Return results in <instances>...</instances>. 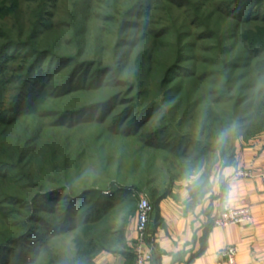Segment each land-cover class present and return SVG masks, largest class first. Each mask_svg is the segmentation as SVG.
Here are the masks:
<instances>
[{
  "label": "rangeland",
  "instance_id": "1",
  "mask_svg": "<svg viewBox=\"0 0 264 264\" xmlns=\"http://www.w3.org/2000/svg\"><path fill=\"white\" fill-rule=\"evenodd\" d=\"M138 1L57 0L49 10L50 14L43 21L46 26L39 28L32 47L71 55L78 61L96 59L100 61L99 66L113 65L114 71L105 74L101 86L92 89L89 85L98 81V66L85 72L81 70L72 84L75 87L64 88L62 85L75 62L62 67L35 108L6 128L9 141L4 147L8 152L0 157L13 160L23 169L24 177L15 182L0 179V205L12 210L9 216L0 214V242L20 231L17 224L21 223L22 215L28 214L26 209L31 207V199L43 191H54L67 184L75 191L96 188L108 194L132 187L145 193L146 177L161 187L169 184L174 176L177 180L193 172L209 171L218 154L227 157L231 153L239 124L236 119L247 117L250 95L263 91V83H256L252 70L264 63V51L254 63L243 67L244 64L238 62L242 50L238 36L249 30L257 32L259 28L264 38V23L238 25L226 19L220 8L227 0H187L180 5L171 0H146L140 15H128L132 24L120 34L119 19ZM40 6L35 1L3 0L0 29L16 38L20 27V40H26ZM139 10L135 8L134 13ZM231 33L236 36L230 38ZM203 34L205 36H201ZM118 39H122L121 48L117 47ZM181 47L186 49L182 67L187 72L172 75L170 85L164 89L161 81L164 68L174 62ZM18 52L19 49L10 51L11 54ZM23 52L20 50L19 54ZM136 59H140L138 63ZM233 63L238 67L230 68ZM141 67H144L142 72ZM192 72L199 76V81H189L188 73ZM13 75L8 72L6 77L9 80ZM119 79L130 86L115 85ZM17 83L10 84L16 86ZM254 83L255 87L250 88ZM115 94L120 97L103 107ZM237 98L239 104H236ZM153 101L158 103L147 109ZM85 109L88 110L84 116L60 122L62 115H74ZM129 109H133V113L150 110L140 116L147 125L137 137L112 136L109 131L112 117L118 119ZM238 109L240 112L236 115ZM211 113L213 118L205 125ZM134 119L135 116L128 118L122 131L128 129ZM203 128H207L210 137L200 133ZM151 132H156L154 141L160 143L159 147H144L142 137ZM221 133L226 137L219 146ZM24 142H27L28 152L18 161ZM177 149H184L186 155L175 158L173 153ZM105 175L117 180L109 191L102 188L108 181ZM127 197L133 198L130 194ZM100 199L94 195L81 199L70 223L76 226L52 236L48 229L63 220L67 200L63 195L52 197L50 202L44 200L42 205L54 209L41 210L37 234L9 246L0 254V263L46 264L51 255L58 263H65V258L72 260L79 247L76 237L80 238L82 232L87 231L83 230L87 211ZM128 200L121 202L123 215ZM112 201L116 207L119 205L117 198L113 197ZM119 212L117 210V217Z\"/></svg>",
  "mask_w": 264,
  "mask_h": 264
},
{
  "label": "trees",
  "instance_id": "2",
  "mask_svg": "<svg viewBox=\"0 0 264 264\" xmlns=\"http://www.w3.org/2000/svg\"><path fill=\"white\" fill-rule=\"evenodd\" d=\"M2 1L3 0H0V3ZM28 1L38 2L39 4H41V6L39 7L38 14H34L35 20L32 21L33 23H31V28L27 33L26 40H20V35L22 34L20 33V27L18 28L19 33L17 34L19 35V37L16 38H13V35L9 31L0 29V154H6L8 152L7 147H4L5 142L9 141L5 133L6 128L13 126V124L16 123L22 115L35 108L38 101L46 93V90L52 78L62 67L75 62L74 67L71 68L68 75V80L62 85L64 86V88L75 87L72 84L75 81L76 75L81 70H84L85 72L86 70L89 71L93 66H98V81L96 84L89 85L93 87L92 89L101 86L102 77L105 74L114 71L113 65L99 66L100 61L96 59H91L90 61H78L74 59V57H71V55H58L48 49H36L32 47L34 40L37 39V36L40 33L39 28H43L44 26H46L43 25V21L45 20V17L50 14L49 10L52 8V6L55 5L57 0ZM171 1H173L177 5L187 2V0ZM145 2L146 0H139L132 9L128 10L125 15L121 16L118 24L120 34H123L126 29H128L132 24L128 20L129 16H131L132 14L140 15V12L146 6ZM223 4L224 5L222 6V8H220L219 6L220 10L223 9V11L221 10L222 16L228 20H232L235 24L240 25L259 21L264 23V0H227L224 1ZM135 8H140L141 10L134 13ZM201 36H205V34ZM235 36V33L230 34V38H233ZM238 39L239 43L242 44V50L238 62L244 64L242 65L243 67H248L263 54V35L259 32V28H257V32L251 30L246 31L238 36ZM118 42L120 44H118L117 47L121 48L120 46L122 45V39H118ZM14 49H19V52L20 50H24V52L21 54H19V52L17 54H11L10 51ZM185 50V48L182 49L181 47L174 62L164 68L163 76L161 78L162 88L165 89L168 85H170L172 81V75H175V73L183 71L184 73L187 72L186 69L182 67V62L185 58ZM139 60L140 59H136V63H138ZM10 63L17 64L18 66L14 68L10 65ZM141 64L143 65V62ZM237 67V63H233V65H230V68ZM142 70L144 71V67H141L140 71L142 72ZM8 72L14 74L12 77H10L9 80L6 77ZM252 74L254 76V79H256V83H263V91H259L258 94L255 93L253 95H250L251 101L248 108L249 113L248 115H246L247 117H242L239 120L236 119V123L238 121L239 124H237L236 126V135L233 139L232 147L230 148L231 153L227 157L223 156L222 153L218 154L216 160L220 159L229 161L234 154V144L238 138L244 136H255L264 131V63L259 66L257 70H252ZM188 76H191L189 80L190 82L199 81V76H197L194 72L188 73ZM15 81H18L17 85L14 86V83V87L11 86L10 83H13ZM114 84L128 85L126 81L120 79L117 80ZM79 86L81 87V85ZM250 86V88L255 87V83ZM119 97L120 95L115 94V96L107 99V101L103 103L104 105L102 106H107L109 103L116 101ZM239 100L240 99L237 98L236 104L240 103ZM152 103L153 104L147 106V109L154 107L158 102L153 101ZM147 109L145 111H137L136 113H133V109H129L126 114H122L118 119L112 117L111 124L113 125H110L111 129H109L112 136H120L121 138H127L131 136L137 137L138 133L143 131V128H145V126L147 125V123L142 122V118L140 117L141 115L143 116V112H145V114H148V112H150V110L148 111ZM87 110L88 109H85L81 112L78 111L79 113H76L74 115L67 114L65 117L64 115H62V119L60 122H64L67 119L74 120L76 116H84ZM239 112L240 109H238L236 115H239ZM131 116H135V119L133 121L135 122L134 125L132 122L133 126L131 125V129L130 126L128 129L122 131V126L126 124L128 118H130ZM212 118L213 115L211 113L206 117L204 124L207 125L208 122L212 120ZM243 121H246V123L242 124ZM67 126H69V124ZM200 133L207 134L206 137H210V133L208 132L207 128H203ZM156 135V132H151L148 133L145 137L143 136L142 138H144L145 142L144 147H159L160 143L154 141L157 138ZM142 138H139L140 142L142 141ZM218 145L222 146V144ZM26 146L27 142H24V145L22 146L23 150L19 154L18 161H22V159L26 157L28 152V147L26 148ZM186 153L187 152L184 149L182 151H179V149H177L176 151H174L173 156L175 158H178L186 155ZM22 171L23 169L15 164L13 160L7 161L0 157V179H4L5 181L10 180L14 182L19 181L22 177H24ZM182 173H185V171H182ZM175 177L176 176L172 177L171 181H169V184H171L175 180ZM27 178L29 177L27 176L26 179ZM105 178L108 181L104 183L106 184V186L102 188H108L107 191H109L115 187V185L117 184V182L115 181L117 180L114 179L115 181H113V179H111L109 175H105ZM151 179H148V177H146L144 186H146L147 188H145V193L151 198V200H157L161 196H163L162 194H164L166 191H159V186L152 184L153 181H151ZM133 190L140 191L136 188L131 187L119 188L118 191H110L111 193L107 192L108 194H104L103 189L96 188H83L79 191H75L73 189V186L67 184L59 187L54 191H43L42 193L33 196V198L31 199V207L29 206L30 208L26 209V211H28V214L22 215L21 223L17 224L18 230L20 231L0 242V254L5 252V250L8 249L9 246H12L13 244L21 241H27L37 234L36 226L37 222L41 220V210L44 209L45 211H53L54 209V207H47L46 205H42V203L44 202V200L50 202L51 198L56 195H63L67 200V205L62 216L63 220H61V223L57 225L58 227H50L48 229L51 236L57 234L58 231L63 234L67 232V230H72L76 226L75 224L70 225L71 221L73 220L72 216L75 213L74 208L75 206H77V203L81 199L85 198V196L87 197L89 195H94L102 199L97 200L94 208L87 211L85 218L86 221L83 226V230L87 229V231L84 230L82 232L83 235L80 238L76 237L75 239L77 240V242H79V247H77L75 250V257L72 260L65 258V263H58L57 258L51 255L48 258L46 264H91V256L97 249L127 247L123 239V227L127 219L123 217L121 224L118 223L117 207L114 205L115 201L112 200L113 197L114 199L117 198L118 203L120 204L123 199L127 198L128 194H131ZM134 199L138 201L136 197H134ZM132 207L133 204H128L127 211L130 212L132 210ZM11 212V209L0 205V214L9 216ZM110 216H112L111 220L108 219ZM131 250L133 251V248H131ZM60 254L64 256L63 253Z\"/></svg>",
  "mask_w": 264,
  "mask_h": 264
},
{
  "label": "crops",
  "instance_id": "3",
  "mask_svg": "<svg viewBox=\"0 0 264 264\" xmlns=\"http://www.w3.org/2000/svg\"><path fill=\"white\" fill-rule=\"evenodd\" d=\"M234 146L229 161L218 159L209 171H199L201 180L195 187L187 183L188 176L159 186L166 192L157 200L142 191L152 204L149 236L142 243V251L151 254L145 264H227L220 251L229 245L236 250V264H264V131L238 138ZM238 169L251 175L236 178ZM216 176L219 181L209 183V177ZM136 202L129 198L127 204L133 207L125 215L121 203L117 206L118 223L127 219L123 227L127 247L97 249L91 264H135L131 248L136 239ZM224 206L248 207L250 221L212 225V217Z\"/></svg>",
  "mask_w": 264,
  "mask_h": 264
},
{
  "label": "built area",
  "instance_id": "4",
  "mask_svg": "<svg viewBox=\"0 0 264 264\" xmlns=\"http://www.w3.org/2000/svg\"><path fill=\"white\" fill-rule=\"evenodd\" d=\"M250 175V171L245 169H238L234 173L236 178L248 177ZM131 194L138 199L135 223L136 239L133 244L134 260L135 264H145V261L150 259L151 254L142 251V243L149 236V220L152 207L143 192L133 190ZM250 219L251 213L248 207L230 208L224 206L212 217L211 223L214 226H227L247 223ZM220 255L227 264H236V250L233 246L224 247L220 251Z\"/></svg>",
  "mask_w": 264,
  "mask_h": 264
},
{
  "label": "clouds",
  "instance_id": "5",
  "mask_svg": "<svg viewBox=\"0 0 264 264\" xmlns=\"http://www.w3.org/2000/svg\"><path fill=\"white\" fill-rule=\"evenodd\" d=\"M226 134L225 133H221L220 137L218 138V144H223L224 140H225ZM220 179L219 176L216 177H209V183H214V182H218ZM201 180V173L200 172H193L192 174L189 175L188 179H187V183L193 187L197 186L200 183ZM190 195V193L188 191H185L183 193V196L185 198H188V196Z\"/></svg>",
  "mask_w": 264,
  "mask_h": 264
}]
</instances>
